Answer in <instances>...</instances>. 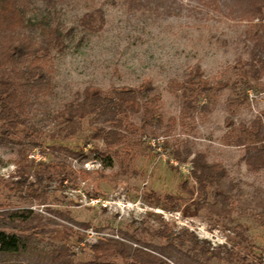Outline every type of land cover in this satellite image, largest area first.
I'll use <instances>...</instances> for the list:
<instances>
[{
  "label": "rangeland",
  "instance_id": "1",
  "mask_svg": "<svg viewBox=\"0 0 264 264\" xmlns=\"http://www.w3.org/2000/svg\"><path fill=\"white\" fill-rule=\"evenodd\" d=\"M96 7L103 28L81 29L82 14ZM55 10L68 37L46 67L52 90L31 96L26 125L0 141V231L26 242L23 254L3 255L0 264H60L63 246L75 264L86 263L94 259L90 245L104 237L169 249L170 264H264V168L249 170L243 146L233 144L240 124L264 118V75L246 100L233 85L237 59L249 55L247 31L259 20L231 19L197 0H57ZM41 14L33 5L26 16ZM196 63L210 89L185 115L181 84ZM146 80L160 97L163 123L175 120L154 133L134 128L106 146L92 138L89 117L73 132L57 117L89 85L106 92ZM130 120L139 126L138 116ZM177 147L188 160L201 152L221 163L227 176L199 192L190 162L172 157ZM34 150L43 159L29 158ZM57 162L66 165L64 179L53 172Z\"/></svg>",
  "mask_w": 264,
  "mask_h": 264
},
{
  "label": "trees",
  "instance_id": "2",
  "mask_svg": "<svg viewBox=\"0 0 264 264\" xmlns=\"http://www.w3.org/2000/svg\"><path fill=\"white\" fill-rule=\"evenodd\" d=\"M42 2L38 8L37 2ZM207 10L211 9L225 17L247 20L253 23L249 29L247 58L239 57L236 61L237 80L235 86H241L238 94L242 100L248 97V90L253 82L264 75V0H197ZM57 0H0V141L7 142L16 134L26 121L22 116L25 105L31 96H37L52 90V83L46 73L52 50L63 51L66 47L68 31L63 30L55 20ZM45 12L37 21L27 18L26 13L33 8ZM105 24L102 8L86 11L79 19L81 29L89 32L100 31ZM38 32L33 33V30ZM184 98L183 114L187 109L195 110V102L200 94H207L210 83L202 76L196 63L181 84ZM151 80L142 82L138 87H112L102 91L98 86L89 85L82 91L81 97L68 102L57 112V117L73 132L76 124L89 117L94 139H101L106 146L122 143L134 128L154 133L155 128L167 127L174 118L163 123L158 114L160 97L153 93ZM188 96H194L188 99ZM206 103V102H205ZM201 107L208 109V104ZM139 117V126L130 120ZM230 124L233 121L227 118ZM236 129H231L235 131ZM157 137V136H154ZM233 144L243 146L245 163L249 170L264 168V118L257 116L248 124H240L238 133L233 134ZM166 142V141H164ZM185 148V147H184ZM184 148H175L172 157L180 163L190 162V174L198 186V191L205 194L208 187L218 186L227 176L225 167L219 162H208L201 152L195 153L188 160ZM62 149V148H61ZM69 156L76 152L65 149ZM80 152L78 155H82ZM83 157V156H82ZM43 164V163H41ZM53 172L67 177L65 163L57 162ZM46 167V166H45ZM46 171L49 170L46 168ZM50 172V171H49ZM83 174H87L81 170ZM37 177L41 174L36 173ZM215 193V196H219ZM20 218V216H18ZM172 247V246H171ZM174 249H177L173 246ZM26 242L21 235L0 231V257L23 254ZM94 259L78 264H170L172 251L166 248L150 247L146 244L133 246L114 237L101 238L90 245ZM181 252V250H178ZM183 254V252H181ZM68 249L63 246L56 253L60 264H75ZM121 257L122 263L108 260ZM1 264H7L2 259ZM10 260V259H8ZM12 260V259H11Z\"/></svg>",
  "mask_w": 264,
  "mask_h": 264
},
{
  "label": "built area",
  "instance_id": "3",
  "mask_svg": "<svg viewBox=\"0 0 264 264\" xmlns=\"http://www.w3.org/2000/svg\"><path fill=\"white\" fill-rule=\"evenodd\" d=\"M28 157L32 158V159H35L37 161L43 159L42 155H39V153L35 152V150L33 152L29 153Z\"/></svg>",
  "mask_w": 264,
  "mask_h": 264
}]
</instances>
